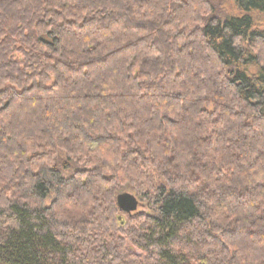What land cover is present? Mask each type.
Instances as JSON below:
<instances>
[{
	"label": "trees",
	"instance_id": "16d2710c",
	"mask_svg": "<svg viewBox=\"0 0 264 264\" xmlns=\"http://www.w3.org/2000/svg\"><path fill=\"white\" fill-rule=\"evenodd\" d=\"M231 1L0 0V264H264V0Z\"/></svg>",
	"mask_w": 264,
	"mask_h": 264
},
{
	"label": "water",
	"instance_id": "95a60500",
	"mask_svg": "<svg viewBox=\"0 0 264 264\" xmlns=\"http://www.w3.org/2000/svg\"><path fill=\"white\" fill-rule=\"evenodd\" d=\"M116 206L118 212L120 214H124L127 217H132V215L136 214L138 209L142 208L143 205L138 201V199L129 192H122L117 194L116 198ZM118 221H121V218H118Z\"/></svg>",
	"mask_w": 264,
	"mask_h": 264
},
{
	"label": "rangeland",
	"instance_id": "374dc122",
	"mask_svg": "<svg viewBox=\"0 0 264 264\" xmlns=\"http://www.w3.org/2000/svg\"><path fill=\"white\" fill-rule=\"evenodd\" d=\"M222 3H223V4H222V6L220 7V10H222V11H224V12H226V13H229V14L232 15V16L239 15V13H238V12L236 11V9L233 7V4H232V1H231V0H223ZM254 16L256 17L257 21L259 22L260 27H262V29H264V16H262V15H258V14H254ZM122 192H129V193H132V191H131L130 188H125L124 190L121 191V193H122ZM135 197L138 199V201H139L140 203H142V201H141L140 197L137 195V193H136V196H135ZM53 200H54V197H52V196L49 197V198L46 200L45 205H46V206H49V205L53 202ZM138 211H140V209H138ZM119 217H120L121 219H123L124 221H125L126 218H127L126 215H124V214H119ZM121 229H122L123 231L126 230L124 226H122ZM127 248H128L130 251H132L133 253H135L136 255H138L137 251H136L135 249H133L131 246L127 245Z\"/></svg>",
	"mask_w": 264,
	"mask_h": 264
}]
</instances>
